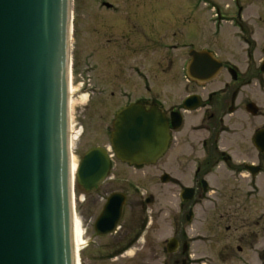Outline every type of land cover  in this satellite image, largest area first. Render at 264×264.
Listing matches in <instances>:
<instances>
[{
  "label": "flooded vegetation",
  "instance_id": "af4514ba",
  "mask_svg": "<svg viewBox=\"0 0 264 264\" xmlns=\"http://www.w3.org/2000/svg\"><path fill=\"white\" fill-rule=\"evenodd\" d=\"M96 3L84 26L96 32L89 31L88 42L97 38L98 44L80 61L74 56L77 18L72 9L69 85L72 90L79 84L76 95L85 96L86 105L97 101L92 109L100 101L111 116L109 137L117 111L125 106L156 107L163 114L169 136L165 151L154 164L134 166L160 164L152 178L165 189L161 225L167 234L159 247L154 245L160 264H264V149L253 142L264 129V112L255 97L263 94L264 52L257 60L254 50L244 52V71L215 52L216 19L243 21L245 6L236 0L233 18L215 7L209 14L198 7H152V0ZM242 41L246 46L252 42ZM195 52L205 53L207 62L219 60L218 73H189ZM112 168L111 159L109 172ZM137 194L135 206L152 202V195L143 199L144 193ZM141 220L139 236L135 231L99 260L123 257L143 237L148 245L150 220Z\"/></svg>",
  "mask_w": 264,
  "mask_h": 264
},
{
  "label": "water",
  "instance_id": "95a60500",
  "mask_svg": "<svg viewBox=\"0 0 264 264\" xmlns=\"http://www.w3.org/2000/svg\"><path fill=\"white\" fill-rule=\"evenodd\" d=\"M71 20L72 0H0V264L78 263L73 180L89 192L110 169L95 146L71 173ZM204 54H192L189 73H218L221 62ZM168 140L163 114L137 104L117 111L109 137L114 157L130 166L154 164ZM253 142L264 149V129ZM124 204L123 193L106 198L97 236L115 232Z\"/></svg>",
  "mask_w": 264,
  "mask_h": 264
},
{
  "label": "rangeland",
  "instance_id": "374dc122",
  "mask_svg": "<svg viewBox=\"0 0 264 264\" xmlns=\"http://www.w3.org/2000/svg\"><path fill=\"white\" fill-rule=\"evenodd\" d=\"M238 1L239 5L245 6L242 15L243 21L238 19L235 22L219 23L218 18L216 19L215 52L223 62L236 64L239 71H244L247 61L244 52L254 50L256 60L261 58L264 52V0ZM151 5L152 7H198L206 9L209 14L213 13L212 7H215L219 11L227 12L230 16L232 14L235 18L234 13L237 4L236 0H152ZM96 6V0H73L77 18L75 28L77 30L72 43L77 61H80L83 54L92 51L91 49H94L98 44L97 38L88 42L89 36H91L89 31L94 36L96 32L94 30L85 31L84 26L88 18L89 8ZM245 37L252 40L248 46L242 41ZM77 85L79 84H73L70 94V130L78 133L71 144V159L78 164L84 152L89 148L94 146L105 148L113 162V168L108 175L118 178L115 181L106 178L99 187L90 192H84L79 186H76V183L74 185L76 193L75 214L82 228L85 241L83 247L78 251V262L79 264H160L161 254L158 250H154V245L159 247V241L167 234L161 225L163 219L161 203L165 189L158 186L156 181L154 185V180H152L160 173V164L137 169L115 159L109 142L110 129L107 127L108 119L111 116L104 112L105 109L100 108V101L98 109L90 107L97 101L86 105V97L80 94V96L76 95ZM262 92V95L257 92L258 95L256 94L255 97L264 112V86ZM107 104H113V102L107 100ZM89 109L91 110L88 111ZM114 191L123 192L126 195V203L118 227L112 234L97 236L93 228L94 222L100 214L106 198ZM138 192L144 193L143 199L152 195V202L146 208L134 205L133 202L138 199ZM142 216H146L147 220H150L147 233L150 241L147 240L149 246L144 244L145 239L143 237L133 248L128 249L123 257L113 261H100L101 254L129 239L135 231L138 236L140 235L144 230L143 226L140 228ZM150 244L153 248L150 247Z\"/></svg>",
  "mask_w": 264,
  "mask_h": 264
},
{
  "label": "bare ground",
  "instance_id": "6f19581e",
  "mask_svg": "<svg viewBox=\"0 0 264 264\" xmlns=\"http://www.w3.org/2000/svg\"><path fill=\"white\" fill-rule=\"evenodd\" d=\"M69 83H70V81H69ZM70 91H72V90L70 89ZM81 99L83 101V97ZM77 135H78L77 132H75V133L72 131L70 132V143L71 144L73 143V141L75 140ZM77 165L78 164H76V162L73 161V159H71V173H72V175H74V172L76 170ZM73 241H74V245H75L77 251H79L85 243L84 238H83L82 228H81L80 223L77 219H74V222H73ZM77 260H78V258H77ZM76 264H79V262Z\"/></svg>",
  "mask_w": 264,
  "mask_h": 264
},
{
  "label": "trees",
  "instance_id": "16d2710c",
  "mask_svg": "<svg viewBox=\"0 0 264 264\" xmlns=\"http://www.w3.org/2000/svg\"><path fill=\"white\" fill-rule=\"evenodd\" d=\"M77 186V185H76Z\"/></svg>",
  "mask_w": 264,
  "mask_h": 264
}]
</instances>
